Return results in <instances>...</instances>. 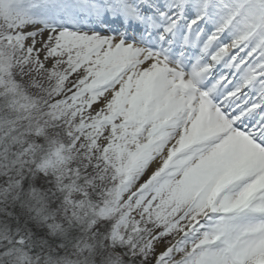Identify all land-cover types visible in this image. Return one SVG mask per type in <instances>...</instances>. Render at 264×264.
I'll return each instance as SVG.
<instances>
[{
  "label": "snow or ice",
  "instance_id": "obj_1",
  "mask_svg": "<svg viewBox=\"0 0 264 264\" xmlns=\"http://www.w3.org/2000/svg\"><path fill=\"white\" fill-rule=\"evenodd\" d=\"M0 264H264V0H0Z\"/></svg>",
  "mask_w": 264,
  "mask_h": 264
}]
</instances>
